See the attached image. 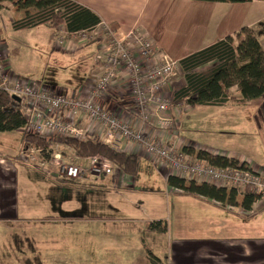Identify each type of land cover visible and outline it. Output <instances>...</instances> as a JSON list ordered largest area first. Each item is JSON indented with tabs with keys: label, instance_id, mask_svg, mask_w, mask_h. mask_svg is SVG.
<instances>
[{
	"label": "crops",
	"instance_id": "0c3cea01",
	"mask_svg": "<svg viewBox=\"0 0 264 264\" xmlns=\"http://www.w3.org/2000/svg\"><path fill=\"white\" fill-rule=\"evenodd\" d=\"M72 1L99 16L101 23L95 29L107 26L118 40L140 30L177 66L194 52L227 37L235 38L244 28L252 29L261 45L264 67V0ZM23 15L9 3L0 10V40L7 57L9 47L2 41L3 32L16 34L11 24ZM71 47L75 52L74 45ZM93 72L94 68L90 74ZM180 107L177 121L184 112L187 121L213 120L219 135L246 134V139H253L252 131L241 132L243 123L249 126L248 108ZM252 108L256 109L253 120L262 130L264 104ZM227 109L237 114L224 116ZM8 135L18 136L17 151L7 144ZM183 142L195 151L247 161L264 172V167L249 155L202 147L184 137ZM24 148L22 130L0 133V264H264V206L260 203H253L251 210L245 211L238 195L223 207L191 196L182 198L169 188L163 175L164 187L178 196L169 192L159 202L150 194V186H136L134 178L130 184L129 176L119 169L112 172L110 181L76 180L98 183V189L59 186L39 170L44 178L32 183L24 177L27 171L18 166L27 165L21 158ZM181 204L187 208L194 205L195 211L186 213ZM210 209L215 211L213 216L205 214ZM219 211L232 216L219 217ZM155 221L166 223V233L148 229V224Z\"/></svg>",
	"mask_w": 264,
	"mask_h": 264
},
{
	"label": "built area",
	"instance_id": "2783aa9c",
	"mask_svg": "<svg viewBox=\"0 0 264 264\" xmlns=\"http://www.w3.org/2000/svg\"><path fill=\"white\" fill-rule=\"evenodd\" d=\"M86 32L103 43L95 55L94 72L70 95L61 88L15 75L0 42V88L22 104L27 118L24 132L50 148L65 139L98 142L147 160L166 179L171 176L186 183L206 184L239 196L248 192L264 206V172L247 161L217 167L195 152L183 150L190 146L179 134V109L171 106V79L177 63L159 53L140 30L121 40L107 26L80 34ZM35 153L38 151L27 143L21 158L29 164L45 161ZM53 157L48 163L54 176L67 180L90 181L118 170L98 155L78 157L79 161L70 165L60 164L58 155ZM132 181L128 179L130 184Z\"/></svg>",
	"mask_w": 264,
	"mask_h": 264
},
{
	"label": "trees",
	"instance_id": "16d2710c",
	"mask_svg": "<svg viewBox=\"0 0 264 264\" xmlns=\"http://www.w3.org/2000/svg\"><path fill=\"white\" fill-rule=\"evenodd\" d=\"M221 3H242L252 0H192ZM9 3L24 13L21 19L13 21L14 31L34 29L47 25L56 30L63 28L66 35H77L91 31L100 23L99 16L72 0H0V10ZM113 30L115 27H111ZM235 41L237 45H235ZM261 45L253 30L244 28L235 38L227 37L200 51L194 52L178 62L184 84L171 93V106L186 105L195 107L252 108L264 104V67L261 60ZM232 89V90H231ZM236 92L237 96L233 94ZM27 118L22 104L10 97L0 88V133L22 130L23 141L36 149L40 157H51L50 146L37 136L24 132ZM79 158L98 155L110 161L122 173L134 177L139 168L138 157L117 152L98 142L64 140ZM217 167L236 166L238 161L222 156H213L205 151H194L192 147H183ZM53 183L59 186H75L98 189V183H81L74 180L56 178ZM167 185L176 189L179 195L191 196L204 201L219 203L233 202L237 194L234 191L218 189L210 185L186 183L181 179L168 177ZM255 197L248 192L242 195L241 208L250 211ZM154 232L166 233L165 222L155 221L148 224Z\"/></svg>",
	"mask_w": 264,
	"mask_h": 264
},
{
	"label": "rangeland",
	"instance_id": "374dc122",
	"mask_svg": "<svg viewBox=\"0 0 264 264\" xmlns=\"http://www.w3.org/2000/svg\"><path fill=\"white\" fill-rule=\"evenodd\" d=\"M3 33L2 41H4L9 47V50L7 49V53L9 52L7 58L13 73L20 75L22 78L31 79L45 87L61 88L67 92L68 95H70L72 91L79 89L87 81L89 77L88 74H90V71L95 67V55H97L96 48L100 43H103L97 42L93 39L92 33L89 32L71 36L66 35L62 27L53 31L44 26H39L30 30L17 31L16 34L10 33L7 30H4ZM82 35L85 37H82ZM55 40L57 46L56 42H54ZM73 45L75 52H71V46ZM183 81L184 79L181 70L176 69L175 76L171 79L172 88H174V90L179 88ZM178 109L180 111L181 107L178 106ZM231 110L232 109H227L224 111V116L233 117V115L237 114L231 113ZM247 110L246 123H249V126L246 127V124L243 123L241 126L244 128L241 127V132L245 129L252 131L253 139H246L248 137L246 134L241 135V137L239 135L231 137L219 135L215 130L217 123L213 120L198 122L193 121L191 118L192 121H187L186 117L188 114L186 115L184 112L181 113V118L178 120L179 123L181 122L179 125L180 137L182 139L183 137L188 138L202 147L230 150L235 153L249 155L258 164L264 167V123L261 130L252 117L256 109L248 108ZM191 114L192 113L189 115L192 116ZM241 121H243L242 116ZM200 125L203 126V129L200 128ZM238 130L240 131L239 128ZM8 136L9 139L7 140V144L12 151H17V146L19 147L20 143L18 136ZM242 142H244L245 145L242 144ZM50 149L52 151L50 159L47 161L41 160L40 163H31L35 164L36 167L29 163H26L27 165L18 164V166H20L19 168L27 171L24 176L26 181L33 183L34 181H37L39 177L44 178L37 170L45 173L52 179L58 178L57 176H54V169L48 163V161L54 160L53 156L58 155L60 164L64 165L75 164L79 161L73 149L67 145L65 141L58 142L55 144V147L53 146ZM38 154L39 153L35 156L39 158L40 156ZM43 162L44 165L41 166ZM138 163V172L133 177L136 186H150L152 190V193L150 192V194L153 198L158 199L159 202L162 199H165V195L168 194L170 190L168 191L166 185L164 187V179L162 178L163 176L161 173L156 171L155 167L150 162L141 157L138 158ZM42 168L46 171L40 170ZM110 177H112L111 174L105 177L100 176L98 178H93L92 180L95 182L101 181L105 178L110 181ZM131 178L132 177L129 176V181ZM131 183H133V181ZM172 193L173 192H170L171 196H178L177 194L180 192H176L177 194ZM181 197L186 198L184 195H181ZM180 208L189 214H192L195 211L194 205L187 208L181 204ZM214 213L215 211L210 209L205 214L207 216H213ZM218 216L230 218L232 215L223 211L220 213L219 211ZM174 229L177 231L176 226Z\"/></svg>",
	"mask_w": 264,
	"mask_h": 264
}]
</instances>
